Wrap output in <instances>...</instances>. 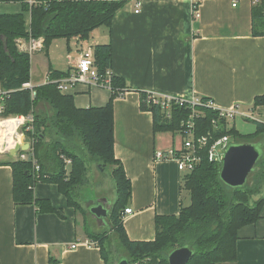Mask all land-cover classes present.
I'll use <instances>...</instances> for the list:
<instances>
[{
  "label": "crops",
  "instance_id": "0c3cea01",
  "mask_svg": "<svg viewBox=\"0 0 264 264\" xmlns=\"http://www.w3.org/2000/svg\"><path fill=\"white\" fill-rule=\"evenodd\" d=\"M21 3L0 0V14L22 12ZM254 6L251 0H238L236 7L230 0H201L200 17L194 19L190 0H143L138 13L134 0H127L109 27L94 29L87 40L63 39L72 47L62 65L50 63L41 82L30 81L33 86L44 84L49 68L68 71L86 45L111 43L109 70L124 85L112 108L114 155L131 184L128 207L133 213L122 220L130 240H153L155 217L177 215L189 204L182 187L185 173L172 160L154 159L157 150L181 149L183 137L179 131H153L152 113L140 109V92L207 98L221 108L258 110L254 99L264 95V34L259 33L264 24L254 22ZM24 20L28 26L29 11ZM25 43L19 41L18 47ZM61 93L71 95L76 107L88 108L104 106L112 90L79 83ZM40 103L39 112H48ZM14 158L0 153V264H105L98 246L82 243L88 238L78 228L76 211L55 183L32 185L34 199L54 211L33 202H14L7 163ZM235 264H264V202L259 219L238 231Z\"/></svg>",
  "mask_w": 264,
  "mask_h": 264
},
{
  "label": "trees",
  "instance_id": "16d2710c",
  "mask_svg": "<svg viewBox=\"0 0 264 264\" xmlns=\"http://www.w3.org/2000/svg\"><path fill=\"white\" fill-rule=\"evenodd\" d=\"M35 1L30 5L22 0L23 11L20 13L0 14V88L6 91L1 116L33 115L32 131L25 134L33 141L32 155L39 166L35 174L31 157L26 160L15 157L7 162L12 168L14 202H33L40 209L54 211L45 201L34 199L32 193L35 182H51L57 185L69 206L84 213L78 198L81 186L87 180L88 169L95 163L101 172L109 169L115 186V199L106 218V227L96 239L86 236L96 242L105 264H114L122 256L130 264L145 258L154 264H168V253L180 246H188L193 251L186 264H235L238 231L259 219L264 202V152L257 163V170L251 173V182L247 180L242 187L230 188L219 177L221 162L208 161L207 150L201 151L200 163L182 178L189 204L182 206L177 215H157L153 240H130L121 213L128 207L131 184L114 155L112 103L123 91V80L111 77L112 93L104 106L78 108L72 96L62 94L53 82L66 76L69 69L58 71L49 68L47 82L32 89L23 87L30 81V55L18 47L20 39L30 37L43 38L44 52L56 39L77 37L87 40L94 29L109 27L115 13L127 0ZM26 11L30 12L28 26L24 20ZM253 19L264 24V1L254 6ZM259 33L264 34V29ZM93 52L98 72L105 74L111 68V43L94 45ZM40 102L49 107L51 114L43 110L34 112V107ZM263 105L264 95L257 96L254 106ZM140 109L152 113L154 132L180 130L191 112L186 104H172L170 117H165L157 104L148 102L145 91L140 92ZM197 110L200 111L194 118L197 136L210 133L212 138H218L227 135L232 143L264 141L263 123L255 121L254 132L241 134L234 126L227 127L224 121H218L215 128L212 123L215 111L207 108ZM64 157L71 161L67 168ZM112 244L123 250L124 255L113 251ZM108 254L112 261H109Z\"/></svg>",
  "mask_w": 264,
  "mask_h": 264
},
{
  "label": "built area",
  "instance_id": "2783aa9c",
  "mask_svg": "<svg viewBox=\"0 0 264 264\" xmlns=\"http://www.w3.org/2000/svg\"><path fill=\"white\" fill-rule=\"evenodd\" d=\"M192 5V16L194 19L200 17V12L198 9L201 0H190ZM232 7H236L238 0H230ZM35 0H28L31 5L35 3ZM135 2V13L140 11L141 4L143 0H134ZM261 0H251L254 5L259 4ZM20 49L26 51L29 55L34 51L43 49V38H28L25 44H20ZM70 59L71 56L68 55ZM111 73L107 70L105 74L99 73L95 65L93 47L90 45L84 46L77 55V60L75 64L69 69V73L59 79L53 80L57 85L60 92L67 91L76 84L82 83L86 85H95L98 87H104L111 90ZM48 80V78H47ZM47 82V81H46ZM24 88L32 89L34 86L30 81L23 84ZM122 92H120L121 94ZM32 94H34L32 92ZM147 100L152 104H157L161 111L164 113L165 117H170V109L172 104L181 106L188 105L191 112L189 116L182 122V128L178 130L183 137V144L181 149H168L166 151L157 150L154 153L155 160H165L169 159L174 161L178 171L189 173L200 163L202 159L201 151L207 150L206 156L208 161L211 162H221V156L226 147L230 144L231 139L227 136H221L218 138H212L210 133L195 135L194 131V118L198 117L200 111L198 108H207L215 111L216 117L213 119V126L217 127L218 121H224L227 127L233 126L234 120L239 117L246 120L256 121L264 124V114L259 116L260 113L256 112L255 109L249 108L247 110H241L238 105H234L228 108L217 107L211 99L204 98H191L185 99L183 97L158 93L153 91H147ZM6 97V91L0 88V122L4 121H14L13 132L3 136V141L1 143L0 153H8V150L13 148L16 144L24 145L28 143V148L24 151H18L15 157L26 160L31 157L32 169L36 174L39 171V166L36 164L35 158L32 155V140L26 137L25 132L32 131L33 115L30 113L28 115H15L3 117L1 116L3 112V102ZM25 127L24 130L22 128ZM10 136V140H8ZM31 154V155H30ZM65 167H69L71 161L68 158H63ZM133 211L130 207L124 208L121 213V217L124 218ZM84 244L89 246L97 247L96 242L89 239L83 240ZM76 244L73 243L71 248H75ZM133 264H154L149 259H142L133 262Z\"/></svg>",
  "mask_w": 264,
  "mask_h": 264
},
{
  "label": "rangeland",
  "instance_id": "374dc122",
  "mask_svg": "<svg viewBox=\"0 0 264 264\" xmlns=\"http://www.w3.org/2000/svg\"><path fill=\"white\" fill-rule=\"evenodd\" d=\"M19 41H25V39H20ZM69 46L72 47L71 41ZM69 46H67L65 40L56 39L51 42V44L47 49V52H44L43 49L32 52V54L30 55V66H31L30 81L41 82V80L45 78V73L50 63L53 66L60 67V65H62V61L64 57L67 54ZM262 107H264V105L258 106V110H255L256 112L260 113L259 115L260 117L262 114H264V109ZM41 109H42V104L38 103L33 110L35 113L36 112L38 113L39 110ZM48 114H51V111H48ZM261 118L264 119V117ZM233 126L241 134H248L255 131L256 123L251 120H246L237 117L233 122ZM230 143L232 142L230 141ZM254 143L256 149L259 150L261 154H263L264 141L263 142L255 141ZM248 180L249 182H251L252 180L251 174L248 177ZM100 198L105 199L107 203L110 204L111 206V204L114 202L115 199V186H114V181L109 173V169L105 170L104 172H101L98 170L96 164L93 163L88 169L87 180L81 186L80 198H78L81 207L85 209V212L81 213L79 210L76 211V220L78 223V228L80 229L81 232H84L86 236H89L91 239H96L97 234L103 232L104 229L102 227L103 223L106 224L108 222L106 218L102 219V221L99 219H94L91 216V214L88 211H86V207L91 201L94 202L95 200ZM112 246L114 249L113 251H115L118 255L120 256L124 255L123 250L117 248L115 244H112ZM110 257L111 255L108 254L109 261H112L110 260Z\"/></svg>",
  "mask_w": 264,
  "mask_h": 264
},
{
  "label": "water",
  "instance_id": "95a60500",
  "mask_svg": "<svg viewBox=\"0 0 264 264\" xmlns=\"http://www.w3.org/2000/svg\"><path fill=\"white\" fill-rule=\"evenodd\" d=\"M28 148V143L24 145L16 144L8 150L11 155H16L20 151ZM261 152L256 149L255 143L250 141L230 143L221 156V167L219 177L221 181L230 188L242 187L248 180L251 173L257 170V163L261 157ZM88 212L94 219L107 218L110 204L103 198L97 199L89 205ZM103 225H106L103 223ZM193 251L188 246H180L171 250L167 255L168 264H186L192 257ZM114 264H130L125 257H120Z\"/></svg>",
  "mask_w": 264,
  "mask_h": 264
},
{
  "label": "bare ground",
  "instance_id": "6f19581e",
  "mask_svg": "<svg viewBox=\"0 0 264 264\" xmlns=\"http://www.w3.org/2000/svg\"><path fill=\"white\" fill-rule=\"evenodd\" d=\"M13 129H14V121L0 122V148H1V143L4 139L3 136L8 134L9 132L12 133ZM8 135H10V134H8ZM8 140H10V136H8Z\"/></svg>",
  "mask_w": 264,
  "mask_h": 264
}]
</instances>
